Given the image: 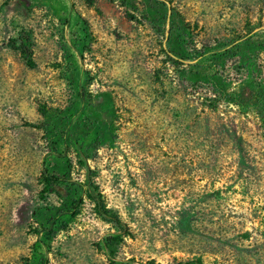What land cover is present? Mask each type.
Here are the masks:
<instances>
[{
    "label": "rangeland",
    "instance_id": "obj_1",
    "mask_svg": "<svg viewBox=\"0 0 264 264\" xmlns=\"http://www.w3.org/2000/svg\"><path fill=\"white\" fill-rule=\"evenodd\" d=\"M0 264H264V0H0Z\"/></svg>",
    "mask_w": 264,
    "mask_h": 264
},
{
    "label": "trees",
    "instance_id": "obj_2",
    "mask_svg": "<svg viewBox=\"0 0 264 264\" xmlns=\"http://www.w3.org/2000/svg\"><path fill=\"white\" fill-rule=\"evenodd\" d=\"M171 28L172 26L170 25V39L174 40L175 37H177V35H181L179 32H173L171 33ZM176 33V34H174ZM21 55H22V58L25 62V65L28 66V67H33L34 66V62L32 60V57H31V54H30V51H26L24 49H21ZM41 173H42V183H43V188L48 192H54V193H61L62 192V189H61V180L62 178L57 176L56 174H50L47 172L46 168L43 167V169H41ZM89 198L92 200V202L95 204L96 206V209L98 210L99 214L103 217V218H108V215L106 214V209L103 207V204L100 203V201L93 195H89ZM81 201V196L80 194L77 196V198L75 199H72L71 202H73L74 204L71 205V207L73 208H76L79 203ZM68 213V212H67ZM71 214H73L74 212H70ZM57 221H58V217L55 215L54 217L52 218H49L48 221H47V226L44 227L43 230H45L47 232V235L48 233L50 232H53V229L56 227V224H57ZM108 221H113L115 223H119L118 220L116 218H111L110 220Z\"/></svg>",
    "mask_w": 264,
    "mask_h": 264
}]
</instances>
